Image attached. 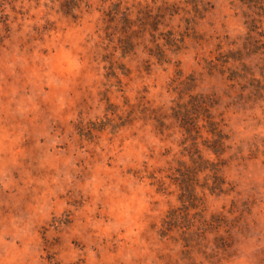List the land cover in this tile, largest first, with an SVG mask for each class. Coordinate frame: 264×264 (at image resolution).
Listing matches in <instances>:
<instances>
[{
    "label": "rangeland",
    "instance_id": "374dc122",
    "mask_svg": "<svg viewBox=\"0 0 264 264\" xmlns=\"http://www.w3.org/2000/svg\"><path fill=\"white\" fill-rule=\"evenodd\" d=\"M2 2L0 264H264V96L225 71L240 50L260 78L264 47L247 39L246 6L199 0L195 13L184 0H122L108 16L109 2L90 0L73 19L57 0ZM194 92L213 97L229 137L220 158L232 190L197 187L200 202L165 227L184 210L173 179L190 161L171 108ZM196 212L223 221L187 236Z\"/></svg>",
    "mask_w": 264,
    "mask_h": 264
},
{
    "label": "trees",
    "instance_id": "16d2710c",
    "mask_svg": "<svg viewBox=\"0 0 264 264\" xmlns=\"http://www.w3.org/2000/svg\"><path fill=\"white\" fill-rule=\"evenodd\" d=\"M0 0V4H2ZM54 1V0H51ZM60 2V10L66 15L70 16L73 19L78 17V13L81 10V7L89 8L91 6L90 0H57ZM103 3L109 2V10L105 13L110 16L112 13L117 15L120 12V5L122 0H101ZM242 5L246 6L247 11H243V16L246 18L245 23L248 27V40L249 43L256 47L257 49L264 47V33L261 28L262 20L264 19V0H239ZM199 0H184V3L191 6L190 9H185L186 12L193 11L195 13L199 12ZM111 7V8H110ZM123 13L122 21L125 24V28H130L132 23L128 17V13ZM113 15V16H114ZM152 24V30L157 29V25ZM123 42L122 51L123 53L131 50L133 42L130 40L129 36L122 38ZM167 44H172L174 39L171 36L170 32L166 33ZM164 49L160 45L155 44L154 55L159 61L167 62V57L164 53ZM228 54L231 56H226L228 59H232L233 63L229 67H225V71L228 72V79L233 82H238L243 79L251 84L250 96L254 99H262L264 96V59L262 58V65L260 69V78H254L252 73L249 71V67L242 62V59L239 57L241 55L240 50L230 51ZM228 60H223V63H227ZM237 62V64L235 63ZM114 65V62H111V67ZM177 74L180 76L181 73L178 71ZM248 75L250 77H248ZM188 80L185 83H188L190 86L189 90L192 89V78L188 77ZM214 105V99L211 95L203 93H190L188 99L183 102H178L174 107L171 108L172 112L170 117L175 123L178 124L179 131L182 135L183 143L188 142L187 148H184L187 151L189 156V163L185 161H179L182 169H177L178 177H175L173 181L177 184L180 194L179 199L182 202L183 208L172 209L166 215V218L163 220V224L166 227L171 221L180 217L185 213L189 206H192L194 203H199L201 198L198 196L199 191L197 187L208 190L211 194H225L232 190V186L226 180L223 174V165L224 161L220 156L226 152L230 146L226 143L229 139L228 135L225 134L222 130V125L219 121L214 119L212 112L210 111ZM149 113L153 116L154 120L157 122V126L160 130L168 128L166 121L163 116L157 109H150ZM204 133L206 135H204ZM209 134V137H208ZM200 140V141H199ZM200 145L204 146L201 148ZM209 150L212 154L216 156L215 159L204 157L202 150ZM204 173L202 177V183H199V174ZM201 192V191H200ZM203 194V193H202ZM182 209V210H181ZM196 216L199 219H196L199 222V225L193 230L191 227L194 226L193 223L187 225V229L191 231H185L187 236L189 235H199L207 227L218 228L220 223L223 221V215L213 213L210 215L209 219H204L201 215V212H196ZM200 226V227H199ZM205 231V230H204Z\"/></svg>",
    "mask_w": 264,
    "mask_h": 264
}]
</instances>
